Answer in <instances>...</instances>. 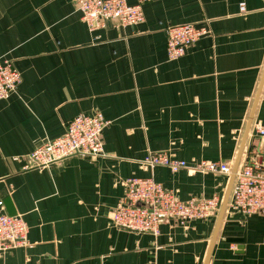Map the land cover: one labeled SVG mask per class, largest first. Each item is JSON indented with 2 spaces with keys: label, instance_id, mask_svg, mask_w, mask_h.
<instances>
[{
  "label": "crops",
  "instance_id": "crops-1",
  "mask_svg": "<svg viewBox=\"0 0 264 264\" xmlns=\"http://www.w3.org/2000/svg\"><path fill=\"white\" fill-rule=\"evenodd\" d=\"M143 11L142 24L91 31L72 0H0V58L22 78L18 93L0 100V211L29 226L27 243L0 264H264V215L229 202L217 233L221 209L187 226L163 222L158 237L111 223L133 177H152L182 201L223 204L232 174L143 170L149 152L234 169L255 104L240 165L261 145L264 0H153ZM186 24L210 33L171 60L167 29ZM96 113L110 122L104 156L24 169L72 119Z\"/></svg>",
  "mask_w": 264,
  "mask_h": 264
},
{
  "label": "built area",
  "instance_id": "built-area-1",
  "mask_svg": "<svg viewBox=\"0 0 264 264\" xmlns=\"http://www.w3.org/2000/svg\"><path fill=\"white\" fill-rule=\"evenodd\" d=\"M153 0H72L81 20L91 31L111 25L127 28L145 21L143 5ZM245 12V6H241ZM208 27L193 24L170 26L167 29V52L171 60L182 58L203 36ZM22 78L12 60L0 58V100L18 93ZM110 122L101 113L79 115L72 119L62 137L46 142L26 157L25 170L49 169L74 156H104L103 133ZM261 140L258 150L249 153L236 174L229 207L246 216L264 215V123L255 124ZM143 170L166 167L173 173L181 170L195 173L231 175L233 163L197 161L188 163L168 151L149 152L140 162ZM125 196L110 214L115 228L158 237L163 222L177 221L187 226L190 221L207 220L219 213L222 201L212 198H191L182 201L178 192L167 189L154 178H128L123 182ZM3 202L0 200V210ZM29 226L22 215L10 216L0 211V255L27 243Z\"/></svg>",
  "mask_w": 264,
  "mask_h": 264
},
{
  "label": "water",
  "instance_id": "water-1",
  "mask_svg": "<svg viewBox=\"0 0 264 264\" xmlns=\"http://www.w3.org/2000/svg\"><path fill=\"white\" fill-rule=\"evenodd\" d=\"M261 87H262V84H261ZM261 87H260L258 96L260 94ZM256 103H257V101H256ZM255 108H256V104H255V107L253 108V112H252V115H251L250 120H249V123H248V127H247V130H246V133H245V136H244L242 145H241V149H240L239 155H238L237 160H236V162L234 164V169H233V172H232V176H231L229 188H228V191L226 193V196H225V198L223 200L222 208H221V211H220V216H219V220H218V225H217L216 233H217V231L219 229V226L221 224L222 218H223L224 213L226 211L228 202L230 200V196H231V192H232L233 185H234V182H235L236 174L238 172V169H239V166H240V162H241V159H242V155H243V151H244V146H245V143H246V140H247L249 131H250V127H251V124H252V120H253Z\"/></svg>",
  "mask_w": 264,
  "mask_h": 264
}]
</instances>
